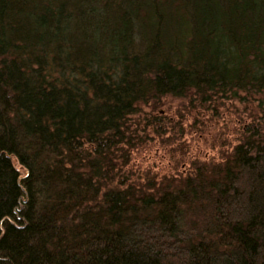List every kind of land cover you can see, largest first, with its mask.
<instances>
[{"label":"trees","instance_id":"1","mask_svg":"<svg viewBox=\"0 0 264 264\" xmlns=\"http://www.w3.org/2000/svg\"><path fill=\"white\" fill-rule=\"evenodd\" d=\"M190 92L264 95V0H0V264H264L259 131L110 186L137 105Z\"/></svg>","mask_w":264,"mask_h":264},{"label":"rangeland","instance_id":"2","mask_svg":"<svg viewBox=\"0 0 264 264\" xmlns=\"http://www.w3.org/2000/svg\"><path fill=\"white\" fill-rule=\"evenodd\" d=\"M126 126L131 142L112 156L110 186L158 182L222 163L247 132L264 134V95H164L139 103Z\"/></svg>","mask_w":264,"mask_h":264}]
</instances>
